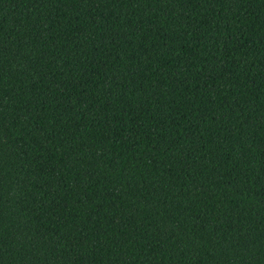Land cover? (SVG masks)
<instances>
[{
	"label": "trees",
	"instance_id": "trees-1",
	"mask_svg": "<svg viewBox=\"0 0 264 264\" xmlns=\"http://www.w3.org/2000/svg\"><path fill=\"white\" fill-rule=\"evenodd\" d=\"M0 264H264V0H0Z\"/></svg>",
	"mask_w": 264,
	"mask_h": 264
}]
</instances>
